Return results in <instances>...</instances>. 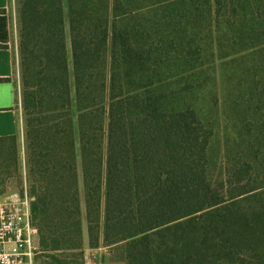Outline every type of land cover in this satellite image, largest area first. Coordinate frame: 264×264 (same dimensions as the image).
<instances>
[{
	"label": "trees",
	"instance_id": "1",
	"mask_svg": "<svg viewBox=\"0 0 264 264\" xmlns=\"http://www.w3.org/2000/svg\"><path fill=\"white\" fill-rule=\"evenodd\" d=\"M17 9L24 139L0 137V157L27 166L38 264H85V227L113 264H264V0ZM240 54V128L217 170L195 100Z\"/></svg>",
	"mask_w": 264,
	"mask_h": 264
},
{
	"label": "rangeland",
	"instance_id": "2",
	"mask_svg": "<svg viewBox=\"0 0 264 264\" xmlns=\"http://www.w3.org/2000/svg\"><path fill=\"white\" fill-rule=\"evenodd\" d=\"M20 0H13L16 9V22L18 19V6ZM18 28V22H17ZM251 65L248 59L243 55H231L226 60L217 61L215 64L216 71L213 74L204 76L207 78V87L204 94H198L196 103L202 110L203 114L210 116L216 125V140L212 143L210 151V160L218 167L226 156V143L229 140L233 144V138L238 133V120L240 119L242 109L241 103L244 84L248 77L247 68ZM20 81V75H19ZM216 101V102H215ZM23 124H25V117ZM21 149V147H20ZM22 152V150H21ZM27 166L23 165L20 171L14 167L10 157H0V202L9 201L11 196H22L25 192L28 194L29 173ZM29 196V194H28ZM83 250L85 264H113L115 249L113 247L100 246L90 248L88 245V236L86 227L83 229ZM45 254L41 251L37 243L36 254L34 257L35 264L42 261Z\"/></svg>",
	"mask_w": 264,
	"mask_h": 264
},
{
	"label": "crops",
	"instance_id": "3",
	"mask_svg": "<svg viewBox=\"0 0 264 264\" xmlns=\"http://www.w3.org/2000/svg\"><path fill=\"white\" fill-rule=\"evenodd\" d=\"M13 0H0V137L23 144L19 81V35Z\"/></svg>",
	"mask_w": 264,
	"mask_h": 264
},
{
	"label": "built area",
	"instance_id": "4",
	"mask_svg": "<svg viewBox=\"0 0 264 264\" xmlns=\"http://www.w3.org/2000/svg\"><path fill=\"white\" fill-rule=\"evenodd\" d=\"M37 243L38 229L25 189L22 196L0 202V264H35Z\"/></svg>",
	"mask_w": 264,
	"mask_h": 264
}]
</instances>
